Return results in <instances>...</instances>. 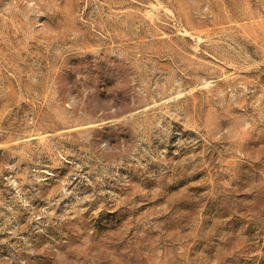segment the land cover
<instances>
[{
    "label": "rangeland",
    "instance_id": "rangeland-1",
    "mask_svg": "<svg viewBox=\"0 0 264 264\" xmlns=\"http://www.w3.org/2000/svg\"><path fill=\"white\" fill-rule=\"evenodd\" d=\"M0 264H264V0H0Z\"/></svg>",
    "mask_w": 264,
    "mask_h": 264
}]
</instances>
